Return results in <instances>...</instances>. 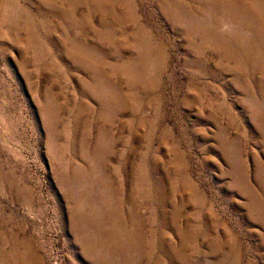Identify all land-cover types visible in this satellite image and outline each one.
Instances as JSON below:
<instances>
[{"label":"rangeland","instance_id":"rangeland-1","mask_svg":"<svg viewBox=\"0 0 264 264\" xmlns=\"http://www.w3.org/2000/svg\"><path fill=\"white\" fill-rule=\"evenodd\" d=\"M0 264H264V0H0Z\"/></svg>","mask_w":264,"mask_h":264}]
</instances>
